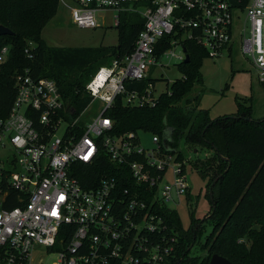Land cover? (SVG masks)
Instances as JSON below:
<instances>
[{"label":"built area","instance_id":"1","mask_svg":"<svg viewBox=\"0 0 264 264\" xmlns=\"http://www.w3.org/2000/svg\"><path fill=\"white\" fill-rule=\"evenodd\" d=\"M71 1L79 27H98V12L109 9L137 11L145 24L133 50L100 66L86 84L91 101L104 103L90 120L84 118L88 105L76 113L53 78L34 76L29 68L15 74L16 96L0 116V264H166L174 238L162 236L169 225L160 211L173 209L169 204L189 192L188 160H179L158 134L148 148L138 132L114 133L107 111L119 96L132 107L155 106L157 82L128 85L148 78L164 57L183 62L189 41L213 58L230 53L235 20L242 52L264 82V0ZM167 35L171 46L158 55ZM34 46L30 41L25 49L29 58ZM9 55L10 45L3 46L0 69ZM105 155L119 176L132 177L133 188L121 187L104 166L94 184L82 182L80 163L92 166Z\"/></svg>","mask_w":264,"mask_h":264},{"label":"trees","instance_id":"2","mask_svg":"<svg viewBox=\"0 0 264 264\" xmlns=\"http://www.w3.org/2000/svg\"><path fill=\"white\" fill-rule=\"evenodd\" d=\"M60 1L0 0V23L13 31L11 35L0 36V49L10 45L9 58L0 69V116L8 113L16 96L15 74L25 68L34 76L56 80L65 102L76 113L82 111L92 100L86 91L91 77L100 66L130 53L145 24L140 13L124 10L117 24V45L50 46L42 38V30L57 14ZM171 38L172 35L164 37L158 55L171 46ZM30 41L35 43L33 58L25 52ZM186 46L190 61L179 63L183 76L171 84L167 82V89L161 92L155 106L125 105L122 96L114 101L107 111L114 120L113 132L143 130L158 134L178 154L179 160H184V151L178 149L183 139L189 148L212 152L211 156L197 157L193 162L195 169L209 179L211 209L207 218L212 220L213 229L201 244L208 254L203 258L191 256L197 244L199 220L192 218V224L185 228L177 209L163 208L160 212L169 226L162 236L174 238L166 264H209L214 253L233 264H264V118L253 119L252 108L242 103L235 117L212 119L208 110L198 109L188 95L195 84L203 82V59L210 56L206 48L193 41ZM149 81L157 80L148 77L128 87L140 89ZM184 100L191 106L181 104ZM193 100L199 102L200 96ZM80 166L85 172H80L79 177L87 186L96 182L102 166L110 174L118 175L119 169L106 155L92 166L83 163ZM117 177L121 187L136 185L130 175Z\"/></svg>","mask_w":264,"mask_h":264},{"label":"rangeland","instance_id":"3","mask_svg":"<svg viewBox=\"0 0 264 264\" xmlns=\"http://www.w3.org/2000/svg\"><path fill=\"white\" fill-rule=\"evenodd\" d=\"M70 1V0H69ZM130 2L127 5H134ZM142 4H138L141 7ZM241 11L242 21L245 22L247 35L250 31V22L246 19V9ZM120 14L117 10H103L98 12L99 26L96 28H83L73 23L70 8L60 3L57 14L47 23L42 30V38L50 46H73L88 47L100 45H117L119 42V31L115 16ZM239 23L234 22V35L231 42L232 53L226 50L217 58L205 57L201 71L203 82L195 84L188 95L198 109L208 110L212 119L223 116H235L239 112V104L242 103L252 108V118H264V83L259 80L258 69L253 65L248 55L242 52L240 46ZM177 51L182 52L181 48ZM163 65L151 66L148 70L149 77L156 79L158 92L167 89L170 84L183 76L178 61L163 58ZM195 96H200L199 102L194 101ZM181 102L183 105L191 106L192 103ZM103 101L95 99L88 105L85 119L100 114ZM138 136L145 147H153V134L147 131H138ZM180 150L184 151L186 162V173L190 185L189 192L184 195L179 203L171 202L169 205L177 209L182 224L188 228L194 218L198 221L197 244L191 251L192 257L203 258L208 252L201 248L207 236L213 229L212 220L207 218L211 204L208 197V177L193 166L198 158L211 156L212 152L189 148L185 139L181 140Z\"/></svg>","mask_w":264,"mask_h":264},{"label":"water","instance_id":"4","mask_svg":"<svg viewBox=\"0 0 264 264\" xmlns=\"http://www.w3.org/2000/svg\"><path fill=\"white\" fill-rule=\"evenodd\" d=\"M231 2L234 4V5H238V3L235 1V0H231ZM13 34V31L11 28H9L8 26H6L5 24L3 23H0V36L2 35H11ZM190 61V56L189 54H187L184 62H189ZM231 117H235V116H231ZM225 159L229 160V158L227 157H224ZM218 180V178H216L213 183H212V186L216 183V181ZM212 186L210 188V194L212 195ZM198 227V226H197ZM209 264H233L228 258L218 254V253H214L212 256H211V259H210V263Z\"/></svg>","mask_w":264,"mask_h":264},{"label":"crops","instance_id":"5","mask_svg":"<svg viewBox=\"0 0 264 264\" xmlns=\"http://www.w3.org/2000/svg\"><path fill=\"white\" fill-rule=\"evenodd\" d=\"M64 3V5L66 6V8H69V6L73 5L72 1L70 0H61L60 3ZM230 53H232V49L230 51Z\"/></svg>","mask_w":264,"mask_h":264}]
</instances>
